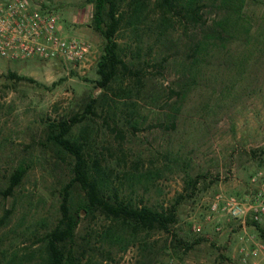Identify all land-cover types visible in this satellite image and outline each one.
<instances>
[{
	"label": "rangeland",
	"instance_id": "1",
	"mask_svg": "<svg viewBox=\"0 0 264 264\" xmlns=\"http://www.w3.org/2000/svg\"><path fill=\"white\" fill-rule=\"evenodd\" d=\"M33 1L57 12L62 33L91 44L93 54L85 67L0 58V191L24 171L13 194L0 196V264L38 262L73 177L51 126L83 116L88 101L103 94L106 105L85 114L71 137L85 143L127 200L160 210L184 199L168 232L118 230L113 244L99 238L109 222L81 212L76 239L89 241L93 264H249L241 250L252 234L211 207L218 196L244 201L264 192V0H243L238 25L221 38L211 32L223 16L220 0H204L198 25L176 12L161 25L163 11L146 0L141 20L116 34L128 70L107 90L96 83L105 39L94 29L93 5ZM69 192L75 209L83 193L76 185ZM253 235L264 241V229Z\"/></svg>",
	"mask_w": 264,
	"mask_h": 264
},
{
	"label": "trees",
	"instance_id": "2",
	"mask_svg": "<svg viewBox=\"0 0 264 264\" xmlns=\"http://www.w3.org/2000/svg\"><path fill=\"white\" fill-rule=\"evenodd\" d=\"M93 5L92 23L94 29L101 33L105 39L103 55L97 63L96 74L99 77L97 86L107 90L116 79L120 69L128 70L127 65L120 57V47L116 41V34L123 24H133L142 18L146 0H88ZM126 6L124 8V4ZM163 11L161 25L166 22V15L176 12L182 22L198 25L202 19L204 0H156ZM220 11L223 14L220 21L214 24L211 32L218 37H223L230 29L238 25L242 17L243 0H220ZM128 20V21H127ZM134 21V22H133ZM233 23V26L231 24ZM11 79L23 80L33 83L30 78L9 73ZM108 98L103 94L100 98H91L84 109L83 116H74L61 119L51 126V139L55 145L67 152L72 161L73 177L65 189L60 206V218L55 227L47 232L39 250L36 264H93L88 256V243L84 239L80 245L76 239L78 217L81 212L86 217L102 216L109 225L99 234L101 242L107 240L114 242L116 231H129L136 236L139 233L149 234L154 231L168 232L177 222V209L184 199L179 195L168 208H151L139 201L133 203L122 196V191L113 186L101 162L93 158L86 149L85 143L71 137L73 126L81 123L86 115H95L98 106L106 105ZM24 171L16 170L8 180L6 189L0 191V196L7 198L19 186ZM197 182L192 183L193 185ZM76 185L83 193L79 205L72 209L70 206L69 189ZM2 218L0 221H3ZM255 229L262 235L263 229L251 222ZM191 246H187L189 249Z\"/></svg>",
	"mask_w": 264,
	"mask_h": 264
},
{
	"label": "built area",
	"instance_id": "3",
	"mask_svg": "<svg viewBox=\"0 0 264 264\" xmlns=\"http://www.w3.org/2000/svg\"><path fill=\"white\" fill-rule=\"evenodd\" d=\"M93 54L91 44L62 33L61 16L33 0H0V58L5 60L56 61L85 67ZM212 214L224 213L241 223L251 222L264 229V192L244 201L220 198L211 207ZM219 227L216 228L219 231ZM197 231H200L198 228ZM242 261L264 264V243L242 249Z\"/></svg>",
	"mask_w": 264,
	"mask_h": 264
},
{
	"label": "crops",
	"instance_id": "4",
	"mask_svg": "<svg viewBox=\"0 0 264 264\" xmlns=\"http://www.w3.org/2000/svg\"><path fill=\"white\" fill-rule=\"evenodd\" d=\"M249 231L251 234H252V236L251 237H249V240H246L245 241V243L247 242V248L246 249H250V248H252L255 244H257L258 242H262V243H264V241L263 240H261V238L259 237H256L255 235H253V233H254V231L256 230L255 229V227H253L252 225H250V224H247V225H245L244 226V224H243V226H242V231L243 232H245L246 233V231ZM220 237H222V236H220ZM222 239V238H221ZM243 239V238H242Z\"/></svg>",
	"mask_w": 264,
	"mask_h": 264
}]
</instances>
